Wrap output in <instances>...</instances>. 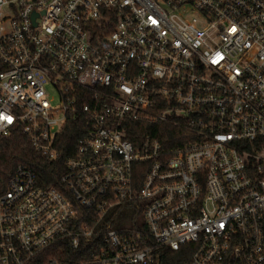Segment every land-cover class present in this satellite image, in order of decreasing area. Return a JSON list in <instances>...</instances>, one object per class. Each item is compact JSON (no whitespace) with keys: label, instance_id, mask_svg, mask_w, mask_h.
Returning a JSON list of instances; mask_svg holds the SVG:
<instances>
[{"label":"built area","instance_id":"built-area-1","mask_svg":"<svg viewBox=\"0 0 264 264\" xmlns=\"http://www.w3.org/2000/svg\"><path fill=\"white\" fill-rule=\"evenodd\" d=\"M67 126L60 186L0 195V264H264V0H0V140L53 162Z\"/></svg>","mask_w":264,"mask_h":264},{"label":"trees","instance_id":"trees-1","mask_svg":"<svg viewBox=\"0 0 264 264\" xmlns=\"http://www.w3.org/2000/svg\"><path fill=\"white\" fill-rule=\"evenodd\" d=\"M84 126H67L60 140V157L57 161H47L32 146L21 129H15L10 136L0 140V195L6 193L8 184L20 166L32 169L39 183L46 187H59L65 174L66 160L74 153L77 145V134L85 131ZM124 219L132 216L124 213ZM119 225H115L118 227ZM173 254L168 257L169 263L174 261Z\"/></svg>","mask_w":264,"mask_h":264}]
</instances>
